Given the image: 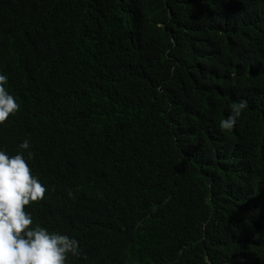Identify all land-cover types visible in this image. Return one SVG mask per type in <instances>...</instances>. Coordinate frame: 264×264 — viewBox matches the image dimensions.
<instances>
[{"label":"trees","instance_id":"1","mask_svg":"<svg viewBox=\"0 0 264 264\" xmlns=\"http://www.w3.org/2000/svg\"><path fill=\"white\" fill-rule=\"evenodd\" d=\"M0 74L66 264H264V0H0Z\"/></svg>","mask_w":264,"mask_h":264},{"label":"clouds","instance_id":"2","mask_svg":"<svg viewBox=\"0 0 264 264\" xmlns=\"http://www.w3.org/2000/svg\"><path fill=\"white\" fill-rule=\"evenodd\" d=\"M6 82V74H0V123L19 107L6 90ZM245 108L243 100L231 104L230 114L219 121V127L232 129ZM13 142L10 134L7 147ZM18 148L21 151L14 155L0 149V264H66L68 256L80 254L78 241L33 223L25 206L43 199L46 189L31 173L25 158L33 155L29 141L23 140Z\"/></svg>","mask_w":264,"mask_h":264}]
</instances>
